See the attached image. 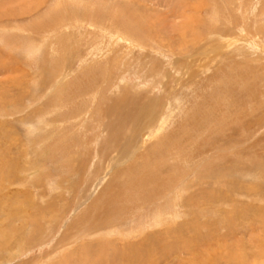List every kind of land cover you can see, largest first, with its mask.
Returning <instances> with one entry per match:
<instances>
[{"label": "rangeland", "instance_id": "374dc122", "mask_svg": "<svg viewBox=\"0 0 264 264\" xmlns=\"http://www.w3.org/2000/svg\"><path fill=\"white\" fill-rule=\"evenodd\" d=\"M263 259L264 0H0V264Z\"/></svg>", "mask_w": 264, "mask_h": 264}, {"label": "bare ground", "instance_id": "6f19581e", "mask_svg": "<svg viewBox=\"0 0 264 264\" xmlns=\"http://www.w3.org/2000/svg\"><path fill=\"white\" fill-rule=\"evenodd\" d=\"M126 12V11H125ZM257 13V12H256ZM255 13V14H256ZM133 14V13H132ZM254 14V13H253ZM259 16V15H258ZM159 18V17H158ZM77 19V18H76ZM139 22V21H138ZM92 23V22H91ZM110 24V23H109ZM78 25H80V24H78ZM88 25H90V24H88ZM103 25V24H102ZM99 29V28H98ZM114 30V29H113ZM61 31V30H60ZM107 31V30H106ZM119 31H121V30H119ZM137 31V30H136ZM109 32V31H108ZM127 32V31H126ZM106 34V33H105ZM53 35V34H52ZM109 35V34H108ZM104 36V35H103ZM110 36V35H109ZM120 36H122V35H120ZM123 36H125V34L123 35ZM53 37V36H52ZM111 37V36H110ZM119 37V36H118ZM103 38V37H102ZM109 38V37H108ZM119 38H121V37H119ZM118 38V39H119ZM111 39V38H110ZM109 39V40H110ZM48 40V39H47ZM112 40V39H111ZM110 40V41H111ZM137 40V39H136ZM112 42V41H111ZM120 43H121V41H120ZM169 43V42H168ZM116 44V43H115ZM171 45V44H170ZM113 46V45H112ZM129 46V45H128ZM172 47V46H171ZM111 48V47H110ZM106 50V49H105ZM123 50V49H122ZM128 51V50H127ZM131 53V52H130ZM119 60H120V58H119ZM122 60V59H121ZM124 60V59H123ZM117 61V60H116ZM121 63H122V61H121ZM126 64V63H125ZM122 65V64H121ZM89 67V66H88ZM132 69V68H131ZM185 72V71H184ZM184 74V73H183ZM170 75V74H169ZM168 77V76H167ZM168 78H170V77H168ZM126 95V94H125ZM129 96V95H128ZM129 100V99H128ZM156 102H158L157 100H155L154 99V101L153 100H147L146 101V103H144L143 104V106L139 109V107H137V108H135V105H132V106H130V113H128L127 114V117L123 120V121H121V123L122 124H124L125 122H126V120L128 119V120H131V121H133V120H136V122L138 123L137 124V126L135 125V126H133L132 128H131V130H130V132H131V135H129L127 138H126V140L124 141V143H122L123 145H121V152H120V158H122L121 160H127L126 162H128V161H130L132 158H134L135 157V155H136V153L137 152H139V150L141 149V145H142V143L144 142V139L142 138V133L143 132H148L149 133V136H150V134H152L153 132H154V129L157 127L156 126V124H157V120H156V117H157V115H156V112H155V110H152V108L153 107H150V105L151 106H154V104L153 103H155V106H156ZM127 103V102H126ZM131 104V103H130ZM136 104V103H135ZM159 104V103H158ZM126 105V104H125ZM140 105V104H139ZM138 105V106H139ZM150 107V108H149ZM128 108V107H127ZM127 108H126V110H127ZM158 108V107H157ZM160 108V107H159ZM117 110V109H116ZM125 111V110H124ZM162 111V110H161ZM163 112V111H162ZM163 114V113H162ZM160 119V118H159ZM167 122V121H166ZM141 123V124H140ZM166 124V123H165ZM141 125H143L142 126V130H140V126ZM164 125V124H163ZM263 125V124H262ZM161 126V125H160ZM160 126H158V128L160 127ZM162 128V127H161ZM165 128V127H164ZM158 130H160V129H158ZM162 130V129H161ZM157 132V131H156ZM160 132V131H159ZM147 133V134H148ZM161 134V133H160ZM116 137L114 138V139H120V135H117V134H114ZM153 136V135H152ZM111 138H112V136H111ZM158 138V137H157ZM113 141V140H112ZM126 142V143H125ZM114 144H116V143H114ZM117 145V144H116ZM115 146V145H114ZM118 146H120V145H118ZM107 147V146H106ZM109 147V146H108ZM129 147L131 148V151L129 150ZM119 149H120V147H119ZM118 149V150H119ZM117 150V149H116ZM118 152V151H117ZM119 158V157H118ZM143 158V157H142ZM128 172H130V173H133L134 174V172H135V170H133V169H129L128 170ZM231 186V185H230ZM111 187V186H110ZM232 187H234V185L232 186ZM184 188V187H183ZM231 188V187H230ZM236 189V188H235ZM183 190V189H182ZM234 190V189H233ZM237 190V189H236ZM106 191V190H105ZM110 192H111V190H109ZM109 191H107L106 193H105V196L107 197L109 194H110V192ZM216 192V191H215ZM214 192V193H215ZM236 192V191H235ZM209 194H211V192L209 193ZM217 194V196L219 195L218 193H216ZM209 196H211V197H213L212 196V194L211 195H209ZM215 196V195H214ZM111 197V196H110ZM99 198V197H98ZM102 199V198H101ZM100 200V199H99ZM108 202L109 203H111V201L110 200H108ZM101 203V202H100ZM106 203V202H105ZM104 204V203H103ZM93 207H94V209H97V208H100L101 209V207L100 206H98V207H96V203L93 205ZM106 207V206H105ZM107 207H108V204H107ZM106 207V209L104 208V210L105 211H107L108 210V208ZM90 208V207H89ZM89 208H88V210H89ZM92 209V208H91ZM92 211V210H91ZM109 212V211H108ZM89 213V212H88ZM88 215V214H87ZM158 217V216H157ZM148 237H151V235L150 236H148ZM152 241V240H151ZM149 242V244L148 245H150V241H148ZM201 242V241H200ZM141 248H142V246H141ZM145 248V250H146V247H144ZM152 248V247H151ZM139 249H140V246H139ZM143 249V248H142ZM137 250V249H136ZM126 250L125 249H122V250H120V252H123L121 255H124V254H126V252H128L129 250H127L126 252H125ZM141 251V250H140ZM119 252V253H120ZM117 253V252H116ZM117 255V254H116ZM145 256V255H144ZM143 256V257H144ZM149 256V255H148ZM253 256V255H252ZM123 257V256H122ZM143 257H140L141 259L143 258ZM248 257V256H247ZM242 258H244V257H242ZM144 259V258H143ZM246 259H243V262L245 261ZM264 260V259H263ZM153 261V260H152Z\"/></svg>", "mask_w": 264, "mask_h": 264}]
</instances>
